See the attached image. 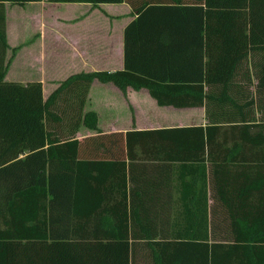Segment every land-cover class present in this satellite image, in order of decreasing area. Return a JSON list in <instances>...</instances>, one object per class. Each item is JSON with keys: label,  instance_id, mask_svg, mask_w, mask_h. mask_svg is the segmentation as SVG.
Masks as SVG:
<instances>
[{"label": "trees", "instance_id": "16d2710c", "mask_svg": "<svg viewBox=\"0 0 264 264\" xmlns=\"http://www.w3.org/2000/svg\"><path fill=\"white\" fill-rule=\"evenodd\" d=\"M185 2L132 4L124 69L73 75L45 101L40 83L0 75V264H264V171L235 175L226 157L244 148L215 145L213 125L176 127L126 132L117 158L83 111L94 80L207 117L251 106V85L260 101L264 0ZM81 127L94 135L78 140ZM250 140L264 154V134Z\"/></svg>", "mask_w": 264, "mask_h": 264}, {"label": "crops", "instance_id": "0c3cea01", "mask_svg": "<svg viewBox=\"0 0 264 264\" xmlns=\"http://www.w3.org/2000/svg\"><path fill=\"white\" fill-rule=\"evenodd\" d=\"M184 1L191 4L194 0ZM144 2L157 6L172 4V0H128L97 6L44 0L22 5L0 2V35L2 28L5 34V43L0 36L3 81L22 85L40 83L45 101L73 75L123 70L124 31L137 14L132 4L138 7ZM253 86L249 92L239 93L252 97V105L237 104L248 116L246 125L238 119V107L225 108L224 112L215 109L213 116L207 117L204 107H159L146 89L137 91L128 87L122 92L114 84L98 80L90 86L83 111L97 114V128L101 134L112 136L107 140L109 151L117 150L112 155L117 158H125L126 132L213 125L218 128L214 132L215 145L219 143L227 149L240 145L245 150L244 154L226 156L231 173L253 175L258 166L264 171L263 152L255 154L253 150L257 149L251 145L252 140L247 141L264 134V90L260 101H256ZM120 133L123 138L114 136ZM93 135L81 127L76 138L82 140ZM164 191L168 192V188Z\"/></svg>", "mask_w": 264, "mask_h": 264}]
</instances>
